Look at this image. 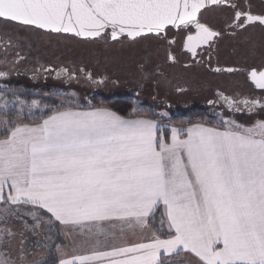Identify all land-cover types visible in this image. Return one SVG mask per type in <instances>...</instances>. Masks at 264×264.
I'll list each match as a JSON object with an SVG mask.
<instances>
[{"label": "snow or ice", "instance_id": "1", "mask_svg": "<svg viewBox=\"0 0 264 264\" xmlns=\"http://www.w3.org/2000/svg\"><path fill=\"white\" fill-rule=\"evenodd\" d=\"M212 6L229 12L219 28L204 19ZM0 19L86 39L153 40L170 66L180 63L179 50L191 57L186 69L195 64L215 74H242L262 93L249 100L218 89L209 104L250 114L259 106L264 113V39L257 48L251 35H242L259 29L264 38V0L258 11L251 0H0ZM225 37L245 46L244 67H211ZM137 67L141 80L166 79L151 53ZM8 74L0 71V77ZM61 74L76 79L68 68ZM86 77L94 84L108 80L90 72ZM0 122L12 125L0 140V219L6 224L26 214L33 223L24 227L34 233L42 224L49 232L58 224L65 239L75 244L80 238L71 253L67 245L45 243L55 249L51 259L35 260L20 233L13 259L6 249L17 234L5 226L0 264H264V118L244 125L222 116V127L171 126L170 136L167 126L135 108L128 116L103 106L63 108L38 124L15 123L7 115ZM14 205L30 208L21 213ZM117 225L122 237L127 228L140 238L108 246L100 237L114 236Z\"/></svg>", "mask_w": 264, "mask_h": 264}, {"label": "rangeland", "instance_id": "2", "mask_svg": "<svg viewBox=\"0 0 264 264\" xmlns=\"http://www.w3.org/2000/svg\"><path fill=\"white\" fill-rule=\"evenodd\" d=\"M7 29L0 33L1 42L6 46L3 57L0 54L1 61H4L0 66V71H7L9 73L5 80H0V121L3 120L5 115L15 123L22 122L25 117L29 119L33 118L36 111L44 110V107L39 105L40 102L37 100V104L34 105L33 101L35 100L25 102L23 98L19 99L18 95L39 93L46 96L59 97L60 108L89 106L91 98L95 95H103L107 98L127 95L133 99L139 108L152 114L153 118L161 126L166 123L169 124V118L175 116L177 113H183L184 111L187 113L194 112L192 109H194L195 105L193 106L188 98L179 100L170 98L158 102V99L154 98V95H151V93L142 92L141 89H138L140 86L139 82L129 80L134 86L129 87L124 85L128 83L127 73L123 72L122 74L118 71L119 62L116 60L118 58V52H116L118 49L113 48L112 44L106 52L98 53L92 41L84 42L86 40L74 39L68 36L51 38L32 30L22 31L13 26ZM6 43L8 44L5 45ZM8 52L9 54H7ZM125 54L130 58L128 52ZM20 57L23 59H21L19 66H13L14 59ZM126 61L129 62L130 60ZM57 63H63L71 71L76 70L77 66H80L87 71L90 70L94 76L97 77L101 74L103 77H108V80L105 81L104 85L96 86L90 82L88 83L83 78H79L74 82L68 83L66 88L55 87V89L52 88L49 80L42 83V77L38 75L37 69L42 70L47 64L54 65ZM134 66L135 63L132 64L133 68ZM14 74H17L19 77H14ZM112 76L118 80L117 85L109 83ZM138 90H141V92L137 97L134 94ZM6 102L7 109L4 107ZM166 103L170 104V107L167 108L165 106ZM208 112L210 111L205 110L203 113L208 114ZM163 113H167V115L165 116ZM23 115H25L24 118ZM254 121H248L244 125H250ZM9 126L10 124L5 125L0 122L1 137L3 132H5V128ZM216 127H222V125L219 124ZM21 217L24 220L23 222L20 220ZM21 217H10L11 219L8 218L6 224L2 223L3 228L6 226L17 234L11 246L6 249L11 253L13 259L17 257L21 247L20 241H18L20 233L26 236L23 247L27 252L31 253L29 259L35 260H40L41 257H48L50 248L44 247L45 243H66L68 246L65 249L66 252H69V245L73 248L80 241L79 237L76 238L75 244L73 240L65 239L58 225H55L53 230L49 232L48 225L42 224L34 233L30 228L26 229L24 227L25 221L29 225L33 223L32 217L26 214ZM1 222L2 219H0ZM46 234L51 236V241L46 240Z\"/></svg>", "mask_w": 264, "mask_h": 264}, {"label": "flooded vegetation", "instance_id": "3", "mask_svg": "<svg viewBox=\"0 0 264 264\" xmlns=\"http://www.w3.org/2000/svg\"><path fill=\"white\" fill-rule=\"evenodd\" d=\"M251 3L256 6V10H259L260 7V0H251ZM229 12L227 9L220 7L216 8L214 6L210 7L207 12L204 14V19L208 22L214 24L217 28L221 27L223 25V21L228 15ZM19 28L22 31L30 30L28 28L20 27L15 23L12 22H6L2 19H0V33L2 31L8 30L7 28L11 27ZM35 32L42 34L46 37H64L69 35H60L56 33H48L40 30H36ZM242 35H251V38L253 42L257 45V48H259V45L262 41L259 29L250 30L249 34H242ZM76 39V37L74 38ZM80 39V38H78ZM82 40V39H80ZM1 36H0V54L3 57V54L5 53L6 46L3 45L1 42ZM92 41L94 43L95 49L99 53L106 52V50H109L110 45L112 44L113 48L118 49L116 52H118V58L116 59L119 62V72L123 74V72L127 73L126 76L128 77L127 82L124 85L133 87V83H131L129 80H132V82H139L140 86L138 89H141L142 92L151 93V95H154L153 97L160 100L164 99H174L179 100L182 98L189 99L190 102L194 107L192 111H201L204 112L205 110H208V116L210 117V122L213 125L218 126L221 125V117L223 116L225 119L231 118L236 120L240 124H246L248 121L252 120H258L261 118H264V113L260 112L259 106H257V109L254 114H250L245 109L243 112H234L233 110H230L227 105L223 104L222 102H218L216 104H209V100H216V91L222 90L225 92L226 95L238 98V99H259L262 95L261 90L255 89L250 82L247 81V78L245 75L242 74H235V75H228V74H215L212 73L207 66H197L193 64V66L190 69H186L184 67L185 64H188L191 62L190 55H185L179 52V50H176L174 54L178 56V59L180 60L179 64H176L175 66H170L169 64L165 63V51L164 48L157 45L155 41L153 40H143L140 41L137 44L131 43L128 39L121 38L120 41H113L111 40V37L107 36L106 39H87L84 42ZM6 43L5 45H7ZM175 48V46H174ZM126 52L129 53L130 58L127 57L125 54ZM149 53H151L152 57V63L156 64L159 63L162 65V69L165 72L166 79L161 78L159 82H157L154 79H147V80H141V73L138 70L137 65L142 62V58L147 56ZM9 54V52L7 53ZM245 46L242 45L238 40L230 39L225 37L219 44L218 47V53H213V58L211 61V67H217V66H223V67H244L245 66ZM130 60L127 62L126 60ZM205 59L207 57L205 56ZM0 59V66L3 64L4 61H1ZM217 60H219V63H217ZM21 59L16 58L14 59L13 66H19ZM125 61V62H123ZM123 63V64H122ZM135 63L134 68L132 67V64ZM247 63H253L252 59L248 58ZM255 63H259V60L257 59ZM132 67V68H131ZM63 68H68L66 65H63V63H57V64H47L42 70L37 69L38 75H41L42 83L49 80L50 85L52 88L59 87V88H66L68 86V83L74 82L79 78H83L88 83H92L91 80H88L86 77L87 73H92L90 70H86L83 67L77 66L76 70H73L76 75V79L69 80L68 76L66 74H61L60 76H57V72H59ZM80 68L84 69V72L81 73L78 70ZM44 69H51V71H44ZM69 69V68H68ZM1 70V67H0ZM14 77H19L17 74H14ZM93 78L96 80H99L103 75L94 76L92 74ZM132 76V77H131ZM135 77V78H134ZM6 77H0V80H5ZM111 81L109 83H113L115 85L118 84V80L111 77ZM134 78V79H133ZM94 84V83H92ZM105 84V83H104ZM104 84H94L96 86H101ZM141 85H143L141 87ZM124 87V86H122ZM185 88L187 89L186 92H178L177 88ZM57 88V89H59ZM56 89V88H55ZM141 90L136 91L141 92ZM136 93L134 94L135 96ZM100 96V95H95ZM103 96V95H101ZM100 96V97H101ZM105 97V96H103ZM118 97V96H113ZM109 97V98H113ZM167 108L170 107V104L166 103ZM243 107V105H241Z\"/></svg>", "mask_w": 264, "mask_h": 264}, {"label": "trees", "instance_id": "4", "mask_svg": "<svg viewBox=\"0 0 264 264\" xmlns=\"http://www.w3.org/2000/svg\"><path fill=\"white\" fill-rule=\"evenodd\" d=\"M18 98H23L25 102L32 100L39 101V105L44 107V110L36 111L33 118H24L25 115H23V118L26 122H33L38 121L41 119H44L48 115H51L54 111L61 109L60 104V98L54 97V96H46L45 94H20L18 95ZM39 106L41 109L42 107ZM71 106V105H70ZM108 107L112 110L118 112L120 115L128 116V114L132 111L133 108L136 109V114L143 117H153L152 114L149 112L147 113L144 109L139 108L137 104L131 99L130 97L126 96H118L113 98H107L103 96H93L90 101L89 107ZM195 122H201L206 123L208 126L216 127V125H213L210 122V117L207 113H203L201 111H195L194 112H181L175 114V116H172L169 118L168 123L172 126H187L190 123ZM12 126V125H11ZM160 208L154 218L155 226H159V219H160ZM50 252L54 253L55 249H50ZM48 259H51V257H47Z\"/></svg>", "mask_w": 264, "mask_h": 264}, {"label": "crops", "instance_id": "5", "mask_svg": "<svg viewBox=\"0 0 264 264\" xmlns=\"http://www.w3.org/2000/svg\"><path fill=\"white\" fill-rule=\"evenodd\" d=\"M91 107V106H90ZM89 106H80L79 108L78 107H67V108H76L77 110H88L89 108H90ZM61 109H63V108H61ZM61 109H58V110H61ZM57 111V110H56ZM141 117H143V116H141ZM47 117H45L44 119H46ZM147 118H150V119H154V120H156L155 118H153V117H147ZM43 121V119H41V120H38V121H33V122H26V121H22V122H18V123H26V124H38V123H41ZM157 121V120H156ZM158 126H161V125H159L158 124ZM164 126H167L166 127V131H167V134L170 136L171 135V133H170V127H171V125L170 124H163L161 127H164ZM173 126V125H172ZM12 126L10 125L9 127H7L8 129H10ZM176 127H178V126H176ZM211 127V126H210ZM6 138V132H3V134H2V137L0 136V140H2V139H5ZM181 138H183V137H181ZM0 206H2V203H0ZM12 207H14V208H19V210H20V212L21 213H26L27 212V210L30 208V206H28V205H14V206H12ZM159 208H160V210H161V212H163L164 211V206L161 204L160 206H159ZM11 219V218H10ZM20 220H21V222H23L24 220H23V218L21 217L20 218ZM4 221L2 220V222L0 223V227H2L3 228V225H2V223H3ZM58 225V224H57ZM59 227H60V229H61V232L63 233V226H61V225H58ZM166 225H165V229H166ZM111 231L114 233V236H109L107 239H105V237H103V236H101L100 237V239H101V241H103L104 243H106L108 246H113V245H122V244H124L126 241H130V240H135V239H138V238H140V234H139V232H137L136 233V235H133L132 234V232H131V230H129V229H127V228H125V236H121V233H120V231H119V225H117V227L115 228V229H111ZM24 237H26L25 235H23ZM18 241H20V238L18 239ZM20 243V242H19ZM79 244V243H78ZM63 245H66V243L65 244H63ZM68 246V245H67ZM75 246V245H74ZM67 248V247H66ZM69 253H71L72 251H73V248L69 245ZM65 251H66V249H65Z\"/></svg>", "mask_w": 264, "mask_h": 264}, {"label": "water", "instance_id": "6", "mask_svg": "<svg viewBox=\"0 0 264 264\" xmlns=\"http://www.w3.org/2000/svg\"><path fill=\"white\" fill-rule=\"evenodd\" d=\"M41 31V30H40ZM42 31H44V32H48V33H51V32H49V31H47V30H42ZM109 32H110V30H109ZM52 34V33H51ZM57 34V33H56ZM60 35H64V34H66V35H69V36H71V37H76L74 34H72V33H59ZM109 37H110V35H109ZM76 38H80V39H82V40H87V39H91V38H83V37H76ZM96 39V38H95ZM121 39V38H120ZM112 40V39H111Z\"/></svg>", "mask_w": 264, "mask_h": 264}]
</instances>
